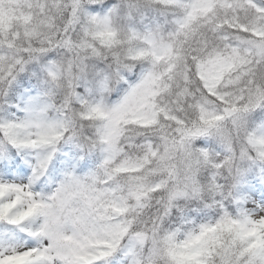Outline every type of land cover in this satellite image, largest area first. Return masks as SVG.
<instances>
[{
	"label": "clouds",
	"instance_id": "obj_1",
	"mask_svg": "<svg viewBox=\"0 0 264 264\" xmlns=\"http://www.w3.org/2000/svg\"><path fill=\"white\" fill-rule=\"evenodd\" d=\"M0 264H264V0H0Z\"/></svg>",
	"mask_w": 264,
	"mask_h": 264
}]
</instances>
